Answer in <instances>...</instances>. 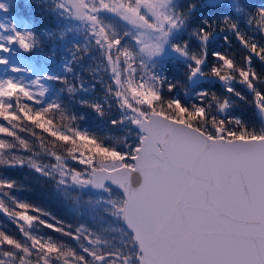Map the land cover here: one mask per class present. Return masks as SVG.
<instances>
[{
	"label": "snow or ice",
	"instance_id": "obj_1",
	"mask_svg": "<svg viewBox=\"0 0 264 264\" xmlns=\"http://www.w3.org/2000/svg\"><path fill=\"white\" fill-rule=\"evenodd\" d=\"M21 6L0 0V264H264V0H38L39 35ZM25 170L91 220L19 197Z\"/></svg>",
	"mask_w": 264,
	"mask_h": 264
},
{
	"label": "trees",
	"instance_id": "obj_2",
	"mask_svg": "<svg viewBox=\"0 0 264 264\" xmlns=\"http://www.w3.org/2000/svg\"><path fill=\"white\" fill-rule=\"evenodd\" d=\"M257 6H259L260 0H252ZM224 34H220V37L215 41L213 47L216 51L224 52L225 54L231 55L237 62H242V58L245 55V49L240 44V42L231 34L228 33L229 42H225L222 39ZM251 35V33H249ZM41 37V36H40ZM43 42L42 44V53L38 57L42 58L43 50L47 52V43L44 37L41 38ZM257 71L262 70V66L259 63H256ZM219 94V93H218ZM240 112L251 114L250 109H247L243 106L239 109ZM91 117H89L90 119ZM88 119V120H89ZM86 120V121H88ZM86 121H81V126H84ZM93 122V120H91ZM97 127V125H94ZM94 127H91L92 129ZM39 131V130H37ZM47 134H45L46 136ZM13 177L18 181V183L22 186L18 191L17 195L27 202L34 204L45 211L51 213L53 216L64 220L67 223H71L73 226H76L78 223L82 221H89L91 217L82 216L80 213L73 214L71 213L63 200L55 193L53 190V186L51 182L44 180L43 178L37 177L35 174L29 173L27 170L24 172H15L12 174ZM87 199V198H85ZM0 229L5 230L9 234L13 236H18L17 227L10 222V220L2 213H0ZM49 231L50 230H45ZM53 236H58L59 234L51 233ZM67 239V238H65Z\"/></svg>",
	"mask_w": 264,
	"mask_h": 264
},
{
	"label": "rangeland",
	"instance_id": "obj_3",
	"mask_svg": "<svg viewBox=\"0 0 264 264\" xmlns=\"http://www.w3.org/2000/svg\"><path fill=\"white\" fill-rule=\"evenodd\" d=\"M31 3V4H33V0H28V3ZM46 14L47 15H50L49 13H48V11H46ZM50 17V16H49ZM51 18V17H50ZM49 18V19H50ZM55 18L53 17L52 18V20H54ZM51 26H45V30H48V31H57V29L56 28H53V29H51L50 28ZM58 40H56L55 42H53V46H56V42H57ZM43 53L46 55L47 53H49V55L51 54V49L50 48H48L47 49V52L46 51H44L43 50ZM86 60V59H85ZM86 73V72H85ZM3 75V73H2V71H0V76H2ZM9 75H12V76H16L17 74H15V73H9ZM23 77H24V79H25V82H29V79H28V76H26L25 74H21ZM90 121H88L86 124H87V126L88 125H92V123L93 122H95V120H93L92 118H90L89 119ZM91 120H93V122H91ZM90 127V126H89Z\"/></svg>",
	"mask_w": 264,
	"mask_h": 264
}]
</instances>
